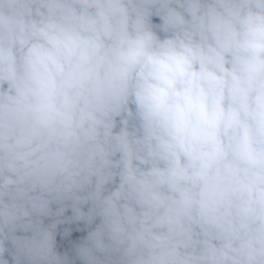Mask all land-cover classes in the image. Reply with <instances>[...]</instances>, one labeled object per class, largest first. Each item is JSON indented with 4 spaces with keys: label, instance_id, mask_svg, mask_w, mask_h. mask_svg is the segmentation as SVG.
Masks as SVG:
<instances>
[{
    "label": "clouds",
    "instance_id": "9594fccd",
    "mask_svg": "<svg viewBox=\"0 0 264 264\" xmlns=\"http://www.w3.org/2000/svg\"><path fill=\"white\" fill-rule=\"evenodd\" d=\"M0 264H264V0H0Z\"/></svg>",
    "mask_w": 264,
    "mask_h": 264
}]
</instances>
